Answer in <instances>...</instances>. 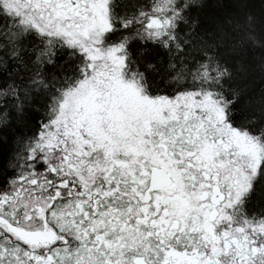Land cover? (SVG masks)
<instances>
[{"label":"snow or ice","instance_id":"snow-or-ice-1","mask_svg":"<svg viewBox=\"0 0 264 264\" xmlns=\"http://www.w3.org/2000/svg\"><path fill=\"white\" fill-rule=\"evenodd\" d=\"M0 264H264V0H0Z\"/></svg>","mask_w":264,"mask_h":264},{"label":"trees","instance_id":"trees-1","mask_svg":"<svg viewBox=\"0 0 264 264\" xmlns=\"http://www.w3.org/2000/svg\"><path fill=\"white\" fill-rule=\"evenodd\" d=\"M38 119V118H37Z\"/></svg>","mask_w":264,"mask_h":264}]
</instances>
